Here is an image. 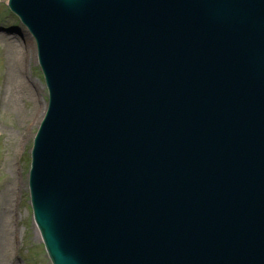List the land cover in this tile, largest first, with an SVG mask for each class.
Listing matches in <instances>:
<instances>
[{
  "label": "water",
  "instance_id": "95a60500",
  "mask_svg": "<svg viewBox=\"0 0 264 264\" xmlns=\"http://www.w3.org/2000/svg\"><path fill=\"white\" fill-rule=\"evenodd\" d=\"M51 101L30 172L54 264H264V0H11Z\"/></svg>",
  "mask_w": 264,
  "mask_h": 264
},
{
  "label": "rangeland",
  "instance_id": "374dc122",
  "mask_svg": "<svg viewBox=\"0 0 264 264\" xmlns=\"http://www.w3.org/2000/svg\"><path fill=\"white\" fill-rule=\"evenodd\" d=\"M7 4L8 0H0V35L15 34L25 43L24 33L30 34ZM33 44L35 56L25 64L23 73L40 106L36 114L29 90L17 101L18 107L12 106L15 110L4 106V78L9 66L4 43L0 42V219L4 212L10 218L8 232L0 227V264H51L36 233L28 188L30 151L48 100L34 40ZM6 238L7 243L2 246Z\"/></svg>",
  "mask_w": 264,
  "mask_h": 264
},
{
  "label": "bare ground",
  "instance_id": "6f19581e",
  "mask_svg": "<svg viewBox=\"0 0 264 264\" xmlns=\"http://www.w3.org/2000/svg\"><path fill=\"white\" fill-rule=\"evenodd\" d=\"M24 39L25 43L20 41V38L15 34L12 35L10 33H4L0 35V42L4 43L5 49L7 51V64L9 66L4 78L6 90L3 94V104L8 108H13L12 106L18 107L17 101H19L21 97H24L25 92L28 93V90L30 89L29 80L25 78L23 69L25 64L29 62V60H32L33 56H35V48L30 35L24 33ZM29 93L31 95V100L33 98V102L36 104L34 109L35 112H33V114H36L40 106L37 104L33 89L29 90ZM6 195H8V192ZM8 220L10 222L9 216L7 217V212H4L0 219V227L4 232H8L10 226ZM36 233L38 238L41 239L40 232L37 230V228ZM11 234H13L12 230ZM2 243V246H4L5 243H7V238Z\"/></svg>",
  "mask_w": 264,
  "mask_h": 264
}]
</instances>
